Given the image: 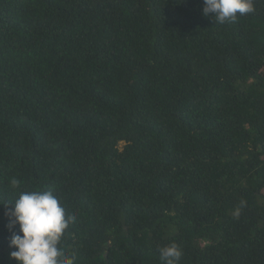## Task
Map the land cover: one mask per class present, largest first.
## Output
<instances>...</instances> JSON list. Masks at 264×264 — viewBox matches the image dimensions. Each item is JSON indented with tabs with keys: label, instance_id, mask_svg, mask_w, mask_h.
<instances>
[{
	"label": "trees",
	"instance_id": "16d2710c",
	"mask_svg": "<svg viewBox=\"0 0 264 264\" xmlns=\"http://www.w3.org/2000/svg\"><path fill=\"white\" fill-rule=\"evenodd\" d=\"M253 4L220 25L203 0H0V264L2 202L33 189L75 213L76 264H163L171 243L179 264H264Z\"/></svg>",
	"mask_w": 264,
	"mask_h": 264
},
{
	"label": "clouds",
	"instance_id": "9594fccd",
	"mask_svg": "<svg viewBox=\"0 0 264 264\" xmlns=\"http://www.w3.org/2000/svg\"><path fill=\"white\" fill-rule=\"evenodd\" d=\"M203 5V15L220 25L254 11L253 0H203ZM10 185L19 189L21 181L13 177ZM2 203L7 208L6 226L11 231L9 247L14 249L9 255L17 264H76V255L63 247L76 215L68 211L55 189L19 191L11 201ZM182 255L176 243L159 248L163 264H179Z\"/></svg>",
	"mask_w": 264,
	"mask_h": 264
},
{
	"label": "rangeland",
	"instance_id": "374dc122",
	"mask_svg": "<svg viewBox=\"0 0 264 264\" xmlns=\"http://www.w3.org/2000/svg\"><path fill=\"white\" fill-rule=\"evenodd\" d=\"M165 231H166V233H168V232L172 231V228H171V226H167V227H166V229H165Z\"/></svg>",
	"mask_w": 264,
	"mask_h": 264
}]
</instances>
